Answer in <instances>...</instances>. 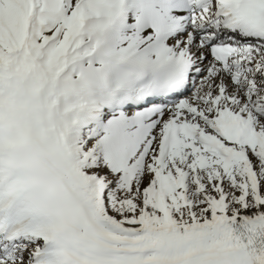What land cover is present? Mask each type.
Instances as JSON below:
<instances>
[{"label": "snow or ice", "instance_id": "obj_1", "mask_svg": "<svg viewBox=\"0 0 264 264\" xmlns=\"http://www.w3.org/2000/svg\"><path fill=\"white\" fill-rule=\"evenodd\" d=\"M0 264H264V0H0Z\"/></svg>", "mask_w": 264, "mask_h": 264}]
</instances>
